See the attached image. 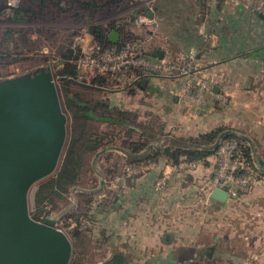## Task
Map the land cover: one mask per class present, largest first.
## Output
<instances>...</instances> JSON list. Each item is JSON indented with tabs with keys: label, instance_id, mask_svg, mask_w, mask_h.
I'll return each mask as SVG.
<instances>
[{
	"label": "crops",
	"instance_id": "0c3cea01",
	"mask_svg": "<svg viewBox=\"0 0 264 264\" xmlns=\"http://www.w3.org/2000/svg\"><path fill=\"white\" fill-rule=\"evenodd\" d=\"M108 1L95 0L97 4ZM122 1L123 6L112 9L108 16V19L116 18L119 31L111 28L102 29L103 32L108 35L115 29L119 39L127 30L141 41L146 51L153 54L160 49L162 56L182 57L188 49H193L199 65L212 79L214 89L227 95L228 102L208 111L189 112L179 100L180 80L157 74L145 76L132 93L112 94L123 96L134 110L143 109L149 114L158 110L159 116L163 114L159 122L161 144L178 142L219 127L247 135L252 145L243 141L264 175V14L250 7L258 4L264 9V0H243L241 10H237V4L224 0ZM66 6L57 0H44L39 12L58 14L60 19L50 23L53 27L66 21L65 25L80 28L84 25L81 22L92 16L103 22V16L78 6L77 2L70 5L69 11H65ZM141 12L151 18L150 23L134 25L129 20L123 26L126 17L132 19ZM36 19L37 16L34 22L23 23L33 27ZM249 23L253 24L251 32L246 27ZM86 30L93 37L97 35L89 27ZM1 35L0 31V43L9 44L4 51L0 50V78L47 67L48 52L62 56L59 43L52 41L31 44L27 49L22 44L23 47L16 46L12 52L10 42L2 41ZM36 35L26 33L24 41L42 40ZM20 36L17 32L15 39L18 41ZM69 52L72 58L78 53L77 49ZM56 62L57 66H63L65 60ZM22 67L25 68L20 70ZM114 150L125 155L117 149L101 153L104 169L107 156ZM196 163V168L174 173L161 190L155 189V181L176 164L164 160L141 163L138 171L119 179L116 176L123 174L126 163L117 170L110 167L111 173L103 176L100 190L101 205L108 203V211L103 208L97 217L100 229L94 235L97 248L105 255L101 264L115 253L121 255L120 264H264V178L253 187L245 188L237 198L228 197L222 202L211 197L213 154ZM76 188H71L72 193L77 192ZM78 190L92 189L79 186Z\"/></svg>",
	"mask_w": 264,
	"mask_h": 264
},
{
	"label": "water",
	"instance_id": "95a60500",
	"mask_svg": "<svg viewBox=\"0 0 264 264\" xmlns=\"http://www.w3.org/2000/svg\"><path fill=\"white\" fill-rule=\"evenodd\" d=\"M243 7V3L237 4V10ZM118 34L112 29L107 36L116 42ZM153 54L162 57L160 49ZM65 136L66 115L48 66L0 78V264H68L72 243L57 225V216L36 219L28 204L32 184L57 168ZM225 136L252 145L247 135L227 128L209 147L216 148ZM152 145L149 143L147 149ZM110 149L133 155L117 145L103 146L95 155ZM211 197L223 202L228 192L215 186ZM120 257L115 253L105 264H120Z\"/></svg>",
	"mask_w": 264,
	"mask_h": 264
},
{
	"label": "trees",
	"instance_id": "16d2710c",
	"mask_svg": "<svg viewBox=\"0 0 264 264\" xmlns=\"http://www.w3.org/2000/svg\"><path fill=\"white\" fill-rule=\"evenodd\" d=\"M50 2L52 0H49ZM58 2L68 5L65 8L60 7L61 11H69L71 9V4L77 2L78 6L84 7L87 10H93L97 12L98 15L103 16L106 13H109L112 9L119 8L123 6L120 0H109L108 2H103L97 4L95 0H57ZM32 2V1H31ZM40 5V6H39ZM37 6V4H36ZM31 3L21 2L14 5L6 4L5 0L0 1L1 11L10 10L11 15H9V20L11 21H30L33 20L36 16L41 14L39 10L42 8V4H38L36 7ZM100 10V11H99ZM106 12V13H104ZM55 14V13H53ZM61 14V13H60ZM58 14L56 13V16ZM65 16V15H62ZM131 17L128 16L123 22V26L129 23ZM99 28L98 31H94L97 34L94 38L98 39L102 45H112V44H122L124 41L134 39L133 35L130 34L127 30L123 32V37L119 38L116 42H113L108 39V36L104 30L108 31L111 28H115L119 31L118 23L116 18L107 19L95 26ZM104 29V30H102ZM16 36L15 30H13L12 25H7L4 31L2 32V41L12 42L9 39ZM1 44V43H0ZM4 51V49H0ZM62 53V52H61ZM4 56V55H1ZM63 57H70L71 54L68 50L64 49L62 53ZM72 64L65 61L64 65L61 67V70L57 73L58 76L64 77L63 79L66 82L76 81L72 71ZM68 74L67 77L63 76ZM138 78L135 82L131 84L121 85L115 81H111L109 77L105 75H98L92 78L89 85L97 88L109 87L107 84H111L113 87H109L107 91L112 93L126 91L127 93L134 92L135 87L139 86L144 77L148 74L138 72ZM80 82V81H79ZM84 83V82H82ZM66 94V106L71 112V117L74 120L73 127L71 128V133L69 138L64 144L61 159L55 172L41 180L35 188L34 191V207L31 211V215L36 219H43L46 215L50 214L56 208V197H66L69 189L76 185L80 184L83 181L84 175L88 170L87 160L91 153L98 150L101 146H106L109 143H112L115 140L116 136H108V133H98L92 129H88V119L89 118H98L105 121L117 122L122 124H127L129 127L133 128L132 123L135 118L138 117V113L132 112L131 110H122L117 107H112L108 101L105 100H96L90 102V100L85 99L78 92H69L67 86H65ZM100 109H97V108ZM97 110V111H96ZM115 111V114L113 113ZM224 127H219L214 130L207 131L205 133L199 134L195 137H189L178 142H170L169 144H160L154 146L153 148H148L143 152H140V148L145 144L142 141H133L128 137H125L123 141L129 142L128 151L132 152L133 155L132 161L128 164L138 165L141 163H158L161 160H164L165 163L178 164L182 160L187 161H198L203 160L206 156L214 153L215 148L209 147L205 144L206 141L210 142ZM91 130V131H90ZM158 131H162V125H158ZM127 150V149H126ZM245 155L249 157L252 153L248 145L243 148ZM141 153V154H138ZM106 171L111 173V168L106 167ZM86 193L85 199V208L84 211L79 214L78 217H75L76 227L71 229V233L75 237L77 243V254L84 255L86 245L89 242V238L83 237L81 231V219L87 218L90 222L93 221L94 211H90L92 202L95 200L93 198V191L82 192ZM102 202L99 204L101 206ZM78 229L81 231L80 235L78 234ZM83 229V228H82ZM82 242H85V245H82Z\"/></svg>",
	"mask_w": 264,
	"mask_h": 264
},
{
	"label": "built area",
	"instance_id": "2783aa9c",
	"mask_svg": "<svg viewBox=\"0 0 264 264\" xmlns=\"http://www.w3.org/2000/svg\"><path fill=\"white\" fill-rule=\"evenodd\" d=\"M18 1L5 0L8 5H14ZM229 1L233 4L241 2L239 0ZM258 11L264 14V9H258ZM150 22L151 18L145 12L138 13L131 19L134 25H145ZM68 43L71 45L65 44L63 48L68 51L77 49V55L73 58L63 57L60 54L48 57L46 65L51 71L56 60L64 59L72 64L71 71L75 79L84 83H90L92 78L98 75H105L111 81L121 85L135 82L139 75L138 72L172 76L181 82L179 93L181 104L192 113L208 111L217 105L224 106L228 102L227 95L214 89L212 79L199 65L193 49H188L182 57H157L146 51L141 41L136 39L124 41L120 45H102L98 39L86 38V33L80 31L75 33ZM246 145V142L235 136H225L220 140L213 153L214 165L210 188L222 187L227 190L228 197L237 198L245 188L253 187L264 178L254 156L245 155L243 148ZM196 165V161L179 162L171 170L162 173L155 181V189H163L174 173L184 168H196ZM140 167L141 165L125 164L123 174L121 173L116 178L130 175L138 171ZM100 203L99 200L95 201L90 210H94ZM88 223L87 218H82L80 226L83 227Z\"/></svg>",
	"mask_w": 264,
	"mask_h": 264
},
{
	"label": "rangeland",
	"instance_id": "374dc122",
	"mask_svg": "<svg viewBox=\"0 0 264 264\" xmlns=\"http://www.w3.org/2000/svg\"><path fill=\"white\" fill-rule=\"evenodd\" d=\"M224 1L227 2L229 0H224ZM239 1H243V0H239ZM229 2L233 4V2L231 1ZM250 7L255 9L256 11H258V9H263L258 4H250ZM10 12L11 11L7 9V10H3L0 13V21L4 22V23H0L1 34L4 31L5 27H7V24L10 23V20H9V15H11ZM108 16L110 17L111 14L110 13L104 14L103 21H105V19H108ZM96 17L97 16H92L91 18L87 19L85 22H81L84 25L81 26L80 28L79 27L73 28L69 25H65L64 23H68L66 21L62 24L54 25L53 27L52 24L50 23L56 22L57 18L60 19V17L56 16V14H53L52 12H46L45 14L43 13L39 14L37 16V19L35 20L36 25H34L33 27L32 25L26 26L25 25L26 23H23L26 21H23L22 23L21 22L13 23L12 25L13 30H15L16 33L17 32L21 33V36L18 37V41L15 39L16 36L9 39L10 41H12L10 42V45H11L10 51L14 52L13 49L16 48V46H22V44H24L23 46H25V48L27 49L30 47L31 44L43 43V42L48 43L52 41V42L59 43L61 47L60 52L63 53L64 51L63 47L65 46V44L68 43L69 38L75 35V33H78L80 31L83 33H87L88 36L93 37V33L87 32L86 28L89 27L91 29L90 32H93L94 26L102 22V21H98ZM27 22H34V21L30 20ZM31 27L32 29H35V31H32ZM246 27H247L248 32H251L253 24L250 25L249 23ZM26 33H31L33 35L39 34V36L36 35L37 38H41L43 41L42 40L28 41V42L24 41V39L26 38ZM87 35H86V38H87ZM7 44L9 43H6L5 45L1 44L0 49L7 48L6 46ZM48 53H49V57H52V55L55 54V52L53 53L48 52ZM55 66L56 68L52 70L54 82L57 88L61 107L66 115V136H65L64 144L69 138V135L71 133V128L74 126L73 125L74 120L71 117V112L67 108L66 103H65V100H66L65 86L68 87L69 92L71 93L78 92L81 94L83 98L85 99L88 98L90 102H94L96 100L101 99V100L108 101L110 105H112V107L114 106L122 110L131 109L132 112H136L139 114L138 117L135 118V120L132 123L133 128L129 127V125L127 124L105 121V120H101L98 118H89L88 119V129L90 128L93 131H97L98 133H108V136L119 137L113 140L112 143H109L107 145H117V146L123 147L128 150L129 142L123 141L125 137H128L130 140H133V141L144 142L145 144L139 150L140 152H143L147 149V145L149 143H153L151 148H153L154 146L160 145L162 143L161 142L162 140L160 141V139L163 138V135L161 134V132L158 131V125H159V122L162 121L164 116L162 113H161L162 116H159L158 110L153 111V113H150V114L147 112L144 113L143 109L134 110L132 106H130L129 102H126L123 100L124 99L123 96L116 97L115 94H112V92L107 91L108 89H111L109 87H113L109 83L107 84V86L109 87H105L102 89V88L90 86L89 83H82L83 81L66 82L63 79L64 77L58 76L57 74L59 72V69H61L62 65L57 66V62H56L54 64V67ZM23 68L25 67H22L20 70H23ZM67 75L68 74L65 73L63 76L67 77ZM139 101L140 102L143 101V96L140 98ZM97 109H100V108L98 107ZM113 113L115 114V111ZM217 135L210 142L206 141L205 144L208 143L207 145L209 146L212 145ZM131 156L132 155H129V154L123 155L122 153L114 150L112 154H110V156H107L105 165L107 166V168L112 166V167H115L117 170L119 165L121 166L123 163L128 164V162L132 161ZM101 160H102L101 157H99V155L95 156L94 153L88 157V160H87L88 170L86 171V174L84 175L83 181L80 184L74 185V186H77L76 188L77 192L73 191L72 193L71 191V188L73 187L72 186L67 192L66 197L64 198L56 197V202H55L56 208L50 213V214L57 216L58 218L57 225L66 232V234L69 236L71 240L72 253H71L68 264H101V261L103 257L105 256L102 249L99 250V248H97V242H96L97 239L95 238L94 235H95V231H97V229L98 230L100 229L97 217L99 218V215L103 213L102 212L104 210L103 208H105V211H108L107 209L108 203H105V204L103 203V205L101 206L97 205L94 208V210H92L94 211V215L92 218L93 221L91 222L90 220L88 224H86L83 227H80L83 237L89 238V242L86 245L84 255H79L76 253V251H78L77 243H76L75 237L73 236V233H71V229L76 227V222L74 218L78 217L79 214L83 212L85 208L86 193L79 192L80 191L78 190L79 186L92 189L91 191H93L92 193L93 198L95 197V200H93L92 204L97 200L101 202L103 201L102 193H100V190H101L100 180L101 178H103V176H107V174L109 175V172L104 169V165L102 164ZM54 172L55 170L51 172L50 174L34 182L32 186L30 187L29 192H28V204H29L30 211H32L34 207V191H35L36 186L41 180L52 175ZM81 231L78 229L77 235H80ZM83 244L85 245V242H82V245Z\"/></svg>",
	"mask_w": 264,
	"mask_h": 264
},
{
	"label": "flooded vegetation",
	"instance_id": "af4514ba",
	"mask_svg": "<svg viewBox=\"0 0 264 264\" xmlns=\"http://www.w3.org/2000/svg\"><path fill=\"white\" fill-rule=\"evenodd\" d=\"M32 1V2H31ZM19 3H21V2H27V3H31V5L33 4L34 6H36V4L38 5V4H44V0H19L18 1ZM17 2V3H18ZM16 3V4H17ZM7 4V3H6ZM40 6V5H39ZM4 10V9H3ZM2 10V11H3ZM1 11V9H0V13L2 12ZM12 12V11H11ZM16 22H21L22 23V21H11L10 20V23H8L7 25H13V23H16ZM0 23H4V22H2V21H0ZM90 29V28H89ZM91 30V29H90ZM93 31H97V28L94 26V28H93Z\"/></svg>",
	"mask_w": 264,
	"mask_h": 264
}]
</instances>
